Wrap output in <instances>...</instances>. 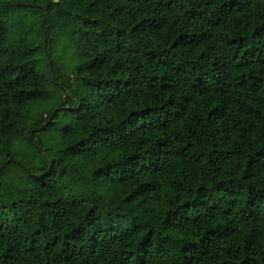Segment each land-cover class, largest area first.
<instances>
[{
  "label": "trees",
  "instance_id": "1",
  "mask_svg": "<svg viewBox=\"0 0 264 264\" xmlns=\"http://www.w3.org/2000/svg\"><path fill=\"white\" fill-rule=\"evenodd\" d=\"M0 264H264V0H0Z\"/></svg>",
  "mask_w": 264,
  "mask_h": 264
},
{
  "label": "rangeland",
  "instance_id": "2",
  "mask_svg": "<svg viewBox=\"0 0 264 264\" xmlns=\"http://www.w3.org/2000/svg\"><path fill=\"white\" fill-rule=\"evenodd\" d=\"M32 41H33V44H34V45H36V44H38V43H39V40H38V39H36V38H33V40H32Z\"/></svg>",
  "mask_w": 264,
  "mask_h": 264
}]
</instances>
